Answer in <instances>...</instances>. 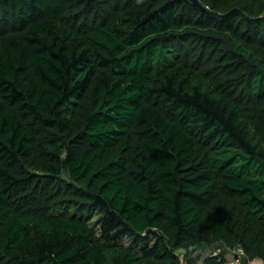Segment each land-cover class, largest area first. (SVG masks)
Segmentation results:
<instances>
[{
    "label": "trees",
    "instance_id": "16d2710c",
    "mask_svg": "<svg viewBox=\"0 0 264 264\" xmlns=\"http://www.w3.org/2000/svg\"><path fill=\"white\" fill-rule=\"evenodd\" d=\"M197 1L0 0V264L264 262V0Z\"/></svg>",
    "mask_w": 264,
    "mask_h": 264
},
{
    "label": "built area",
    "instance_id": "2783aa9c",
    "mask_svg": "<svg viewBox=\"0 0 264 264\" xmlns=\"http://www.w3.org/2000/svg\"><path fill=\"white\" fill-rule=\"evenodd\" d=\"M213 248V250L209 249L208 253L211 256H219L221 253L226 256V264H264L262 260L258 258H249L244 252L241 246L237 247H228L222 244H218ZM229 254V256H227ZM245 260V262H244Z\"/></svg>",
    "mask_w": 264,
    "mask_h": 264
},
{
    "label": "rangeland",
    "instance_id": "374dc122",
    "mask_svg": "<svg viewBox=\"0 0 264 264\" xmlns=\"http://www.w3.org/2000/svg\"><path fill=\"white\" fill-rule=\"evenodd\" d=\"M95 220H96V218H95V216L91 219V221H90V223H91V225H93L95 228L97 227L96 225H95ZM119 243H122V244H124V245H129L130 244V241L128 240V238H123L122 240H120L119 241ZM218 244H220V243H216V244H213V248H217V247H214V246H216V245H218ZM213 248H210L211 250H213ZM181 253L183 252L182 250L180 251ZM227 256H229V254H227ZM181 260H182V255H181ZM244 262H245V260H244ZM264 263V262H263ZM183 264H186V263H184L183 262ZM261 264V263H260Z\"/></svg>",
    "mask_w": 264,
    "mask_h": 264
},
{
    "label": "water",
    "instance_id": "95a60500",
    "mask_svg": "<svg viewBox=\"0 0 264 264\" xmlns=\"http://www.w3.org/2000/svg\"><path fill=\"white\" fill-rule=\"evenodd\" d=\"M195 4H199L197 0H192Z\"/></svg>",
    "mask_w": 264,
    "mask_h": 264
}]
</instances>
